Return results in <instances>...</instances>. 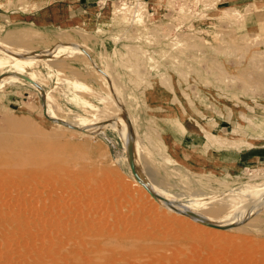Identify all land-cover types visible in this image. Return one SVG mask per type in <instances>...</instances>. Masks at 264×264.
I'll return each instance as SVG.
<instances>
[{"label":"rangeland","instance_id":"rangeland-1","mask_svg":"<svg viewBox=\"0 0 264 264\" xmlns=\"http://www.w3.org/2000/svg\"><path fill=\"white\" fill-rule=\"evenodd\" d=\"M68 1L0 0V264H264V0Z\"/></svg>","mask_w":264,"mask_h":264},{"label":"bare ground","instance_id":"bare-ground-1","mask_svg":"<svg viewBox=\"0 0 264 264\" xmlns=\"http://www.w3.org/2000/svg\"><path fill=\"white\" fill-rule=\"evenodd\" d=\"M142 5H145V2H138L136 7L134 8L133 10V18L137 19V20H140L142 18V15L143 13L145 12V6H142ZM121 7H119V10H124L126 9L127 7H129V5H126L125 3H122L120 5ZM134 6V5H133ZM132 6V7H133ZM131 7V8H132ZM101 25V24H100ZM34 38L33 37V40L32 42L34 41ZM65 40V39H64ZM34 43V42H33ZM62 53L64 51V49H66L67 47V43H69L68 41H62ZM251 46V45H250ZM247 49V48H246ZM72 50V49H71ZM263 52V51H262ZM56 53H61V50L59 49H43V50H37L35 53H33L32 55L30 56H26L27 58H25L23 61H21L20 63L22 64V70H24L28 65L29 63H31V60L35 57H39V56H43V55H48V54H56ZM61 53V54H62ZM261 52H257V54H260ZM260 59V58H259ZM65 60V59H64ZM263 60V59H262ZM63 61V60H62ZM65 68V67H64ZM18 72V71H17ZM12 81V80H11ZM3 83V82H0V84ZM49 92V91H48ZM52 93V92H51ZM50 95L49 93H46L45 94V100H49L50 98H48ZM47 100V101H48ZM52 101V99H51ZM49 102V101H48ZM47 103V102H46ZM51 103V102H50ZM52 106V104H51ZM108 110V109H107ZM55 112V111H54ZM51 108H50V105L49 103L45 105V108H44V115L45 116H48L49 118L51 117ZM111 113V112H110ZM116 113V112H115ZM55 114V113H54ZM109 114V113H108ZM105 116V114H103ZM111 115V114H110ZM103 116V117H104ZM107 116V114H106ZM112 117H115L114 115ZM106 119V117H105ZM116 119V118H115ZM113 119V120H115ZM105 121V120H104ZM112 121V120H110ZM113 125V126H112ZM112 127H116V122H113V124H111ZM119 129L122 127V124L121 126H117ZM83 127H80V129H82ZM79 129V128H77ZM87 130V129H86ZM220 141H226V139H221ZM32 152V151H31ZM44 155V154H43ZM41 157V156H39ZM36 158V157H35ZM43 158V157H41ZM46 158V156L44 157ZM44 160V159H43ZM11 163H15L16 165H19L21 163V160L20 159H13L10 161ZM55 164L53 165H48L49 167H47L48 169H45L43 168L42 166L39 167V172L40 173H43V174H46L47 176H52L54 177V185L57 186L56 188L52 189L51 190V195L50 196H62V194H59L57 193V191H62L63 194H68L67 192L72 188L74 187L73 183L75 182V179L78 177L77 176V173L73 172L74 170V167H70L69 165H64V166H58V164H56L57 162H53ZM57 175V176H55ZM149 186V185H148ZM78 187V186H77ZM147 187V186H146ZM80 188V187H79ZM149 188V187H147ZM151 189V188H150ZM152 190V189H151ZM73 191V190H72ZM74 192V191H73ZM149 192V191H148ZM152 194H155L156 193L153 191H150ZM145 193V192H144ZM146 195H148V193H145ZM157 198V197H156ZM165 201V200H164ZM65 202V201H64ZM65 204V203H64ZM164 204V203H162ZM69 205V204H68ZM55 207V206H54ZM58 207V206H57ZM68 208H70L69 206H67ZM71 209V208H70ZM175 209V208H174ZM180 210V209H179ZM119 247L116 246V249H118ZM120 249V248H119Z\"/></svg>","mask_w":264,"mask_h":264},{"label":"crops","instance_id":"crops-1","mask_svg":"<svg viewBox=\"0 0 264 264\" xmlns=\"http://www.w3.org/2000/svg\"><path fill=\"white\" fill-rule=\"evenodd\" d=\"M94 1L95 0H73V1H68V2H73L72 4L73 5H69L65 11L67 13V18L68 20H74V18H76L75 15H79V13H82V12H85L87 10L90 9V7H94ZM27 3H28V8L29 10L27 12H23V11H20V13H18L19 15H21V17L23 18H26V19H30L31 21H45L46 18L49 17V11L46 10V6L47 5H44V3L42 2V0H27ZM56 3V1H55ZM251 4V3H250ZM236 7H238V3L235 4ZM32 6H36L37 9L35 10L34 13H32V9L33 8ZM55 8L54 9V21L55 22H58V21H63V5L61 4H58L56 3V5L54 6ZM17 8V11H19V7H10V10L9 11H4L5 13L6 12H11V14H17V13H14L16 12V9ZM8 15V13H6ZM11 14H9L8 16H11Z\"/></svg>","mask_w":264,"mask_h":264},{"label":"built area","instance_id":"built-area-1","mask_svg":"<svg viewBox=\"0 0 264 264\" xmlns=\"http://www.w3.org/2000/svg\"><path fill=\"white\" fill-rule=\"evenodd\" d=\"M111 0H96V7H98L99 8V10H101V9H103V8H105V5L108 3V2H110ZM122 3H125L126 5H128V3H126V2H121V3H115L116 5H118V4H122ZM145 4H147V3H145ZM129 6H133V5H129ZM166 9V10H165ZM164 10V12H169V8L168 7H166ZM123 11H129V10H123ZM123 11H121V12H117V11H115L114 10V5H113V10H112V13L111 14H115V13H119V15L120 14H122L123 13ZM114 12V13H113ZM131 13H130V15L132 16V11H130ZM154 13V11H153V8H151V7H148V6H146V8H145V16L144 17H142V23L140 22H137V21H135V20H133L132 19V17H131V19H132V21H134V22H137L136 23V25H141V24H143V21L145 22V18L146 17H148V16H150V15H152ZM149 23V22H148ZM151 23H153V22H150L149 24H151ZM135 25V24H134ZM140 27V26H139Z\"/></svg>","mask_w":264,"mask_h":264},{"label":"water","instance_id":"water-1","mask_svg":"<svg viewBox=\"0 0 264 264\" xmlns=\"http://www.w3.org/2000/svg\"><path fill=\"white\" fill-rule=\"evenodd\" d=\"M130 166H131V169H132V172H133V175H134V178H135V180L139 183V184H141V185H143V187H145V189H147L146 188V186L140 181V179L138 178V176L136 175V173H135V169H134V166H133V163L132 162H130ZM149 191V190H148ZM149 193L153 196V197H157V196H155L154 194H152L150 191H149Z\"/></svg>","mask_w":264,"mask_h":264}]
</instances>
